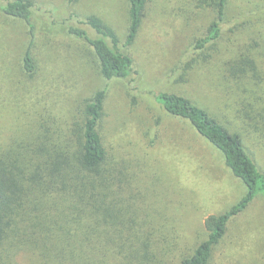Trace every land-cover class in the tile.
Here are the masks:
<instances>
[{
	"label": "rangeland",
	"instance_id": "obj_1",
	"mask_svg": "<svg viewBox=\"0 0 264 264\" xmlns=\"http://www.w3.org/2000/svg\"><path fill=\"white\" fill-rule=\"evenodd\" d=\"M32 1L33 77L23 69L30 28L0 11V155L23 150L39 136L66 137L80 122L85 102L106 88L101 135L110 167L124 174L118 183V173L113 176L108 230L120 224L123 237L154 240L149 251L156 263L151 264H181L207 239L206 218L229 210L246 187L222 154L187 121L169 115L155 95L178 94L209 111L241 135L264 173V0H229L222 35L203 53L194 46L216 19L212 9L195 0H149L129 49L133 71L127 79L112 81L100 75L93 49L64 29L97 15L123 43L128 0ZM4 3L0 0V6ZM240 60L252 61L256 69L232 77ZM105 209L102 220L109 216ZM104 222L101 231L107 228ZM108 230L98 231V238L107 241H96L97 248L109 249L99 264H124L125 253L113 250L120 235ZM210 264H264L263 198L229 224Z\"/></svg>",
	"mask_w": 264,
	"mask_h": 264
},
{
	"label": "trees",
	"instance_id": "obj_2",
	"mask_svg": "<svg viewBox=\"0 0 264 264\" xmlns=\"http://www.w3.org/2000/svg\"><path fill=\"white\" fill-rule=\"evenodd\" d=\"M4 1L0 11L7 17L24 21L30 28L32 40L23 57V69L33 77L37 72L32 55L34 3L32 0ZM78 1L68 0V3ZM195 1L201 8H210L216 14V19L195 42V50L203 53L222 35L229 0ZM128 3L129 29L123 43L114 28L97 15L64 29L66 35L93 49L100 75L106 81L127 79L134 68L129 49L142 27L149 0H128ZM89 29L96 36H92ZM239 64L231 69L232 77L242 78L256 69L252 61L240 60ZM191 65L189 62L188 68ZM106 98V88L94 93L81 110L80 122L73 125L66 137L39 136L23 150L13 148L0 155V264L17 263L18 259L27 264H99L101 254L104 253V260L109 256V249L100 250L95 243L107 241L98 238L101 223L105 221L104 231L107 232L112 222L113 176L118 173L117 179L115 176L118 183L123 182L124 174L123 170L118 172V168L110 167L101 135ZM155 99L169 115L187 121L219 151L225 166L246 187L244 196L229 210L206 218L207 239L181 261V264H210L229 224L256 199H264V173L248 153L241 135L231 131L209 111L174 93H159ZM105 208L109 216L102 220ZM119 225L112 223L110 230L120 235L113 250L125 253L122 263H156L155 255L151 256L153 252L149 251L155 247V241L150 238L142 241L139 235L123 237L124 227L119 228Z\"/></svg>",
	"mask_w": 264,
	"mask_h": 264
}]
</instances>
